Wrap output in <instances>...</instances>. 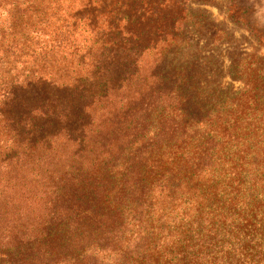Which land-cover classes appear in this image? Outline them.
Wrapping results in <instances>:
<instances>
[{
    "label": "trees",
    "instance_id": "obj_1",
    "mask_svg": "<svg viewBox=\"0 0 264 264\" xmlns=\"http://www.w3.org/2000/svg\"><path fill=\"white\" fill-rule=\"evenodd\" d=\"M181 6L0 0V264H264V62L142 76Z\"/></svg>",
    "mask_w": 264,
    "mask_h": 264
},
{
    "label": "rangeland",
    "instance_id": "obj_2",
    "mask_svg": "<svg viewBox=\"0 0 264 264\" xmlns=\"http://www.w3.org/2000/svg\"><path fill=\"white\" fill-rule=\"evenodd\" d=\"M179 8V39L172 48L150 50L139 58V70L147 75L158 59L166 55L168 70L204 73L209 87L241 88L242 81L230 75L264 62V38L254 28L264 29V0H183ZM183 11V12H182ZM169 51V52H168Z\"/></svg>",
    "mask_w": 264,
    "mask_h": 264
}]
</instances>
